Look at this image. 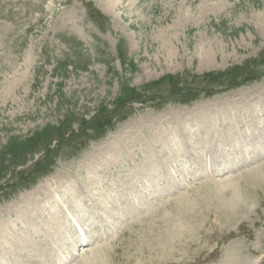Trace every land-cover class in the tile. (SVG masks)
<instances>
[{
    "label": "rangeland",
    "instance_id": "1",
    "mask_svg": "<svg viewBox=\"0 0 264 264\" xmlns=\"http://www.w3.org/2000/svg\"><path fill=\"white\" fill-rule=\"evenodd\" d=\"M116 1L0 0L7 264H264V0Z\"/></svg>",
    "mask_w": 264,
    "mask_h": 264
},
{
    "label": "bare ground",
    "instance_id": "2",
    "mask_svg": "<svg viewBox=\"0 0 264 264\" xmlns=\"http://www.w3.org/2000/svg\"><path fill=\"white\" fill-rule=\"evenodd\" d=\"M116 4H118L117 3V1L116 0H104V7H105V9L107 10V9H109V7H114V6H116ZM129 5H131V4H129ZM108 11V10H107ZM107 11H105V12H107ZM108 13V12H107ZM205 121V120H204ZM203 123H205V122H203ZM190 126V125H189ZM183 127V126H182ZM185 128V127H184ZM195 129V128H194ZM261 129V128H260ZM186 130H188V129H186ZM192 131V130H191ZM167 132V131H166ZM171 132V131H170ZM177 135V134H176ZM167 137V136H166ZM175 137V136H174ZM261 141V140H260ZM175 144H177L178 145V143H175ZM166 146V145H165ZM144 147V146H143ZM163 147V146H162ZM164 148V147H163ZM166 149V148H165ZM161 150V149H160ZM163 150V149H162ZM160 152V151H159ZM172 153L174 154V152L172 151ZM119 155V154H118ZM166 156H168V155H166ZM143 168V167H142ZM48 188V187H47ZM137 189V188H136ZM52 190V189H51ZM148 191V190H147ZM121 192V191H120ZM43 193H45V192H43ZM116 193V192H115ZM123 193V192H122ZM122 193H118V194H116V196H118L119 194V197L121 196H124L125 197V199H126V201H127V199H129L128 198V194H126V193H124V194H122ZM133 193V192H132ZM30 194H32V196L30 197V198H34V201L32 200V203L34 202V204H31V205H29V207L30 208H33V207H31V206H33V205H36V209L39 207V206H41V201L39 202V196H38V188H36L35 190H33V191H31L30 192ZM47 194V193H46ZM25 196V195H24ZM50 196V195H49ZM57 196V195H56ZM63 198V197H62ZM111 199V198H110ZM50 200V199H49ZM123 200V199H122ZM53 201V200H52ZM74 201H76V199L74 200ZM27 203H28V201H26ZM51 202V201H50ZM65 202V201H64ZM93 202V201H92ZM58 203V202H57ZM62 204V203H61ZM42 205L45 207V209L46 208H49L50 206L49 205H46V203L45 202H43L42 203ZM76 205V204H75ZM78 205V204H77ZM80 205V204H79ZM16 206V205H15ZM52 206V205H51ZM12 207V206H11ZM54 207V206H53ZM74 207V206H73ZM18 208V207H17ZM30 208H27V206H26V204L23 206V209H25V211H27V212H24V213H22V214H20V216H21V220H23L22 221V223H23V225H18V220H17V218H16V220H14V219H10V220H5V221H2V220H0V240L2 239L3 240V244L1 243L0 244V249H1V247H2V249L1 250H5L4 251V253H2V252H0V259L2 260V262H4V264H7L8 263V256L6 255V253H9L10 255H12V254H16V253H18V252H24V249H26V248H24V247H19L18 248V246H19V241H21L22 242V244L24 245L27 241H25V240H27L29 237L30 238H32L31 236L32 235H30L31 233V230L33 229V227L32 228H29L30 226H29V223L30 222H33L34 220H36L38 217H39V213L38 212H36V211H34V210H31ZM60 208V207H59ZM84 208V207H83ZM104 208V207H103ZM54 209V208H53ZM73 209V208H72ZM18 210V209H17ZM22 210V209H21ZM78 210H79V208H78ZM29 211V212H28ZM82 211V210H81ZM21 211H19L18 210V214L20 213ZM23 212V211H22ZM44 212V211H43ZM47 212V215L48 216H45V218H46V220L47 219H49V218H53V217H55L53 214H55L54 212L55 211H49V210H47L46 211ZM79 212V211H78ZM58 213H61V215H57V216H59V218L60 217H62V218H66V217H70L69 219V221L71 222V221H74V225H70L71 227H70V229L68 228V227H66V225H65V223H64V221L62 222L61 221V223H62V225L60 226V227H63L66 231H68V230H71V232L73 233L72 235L73 236H75L76 238L78 237V235H79V233L82 235V229H83V226L85 225V222L83 221V220H79L78 218H76L75 216H74V214L71 212V211H68V208H67V210H64V209H62V210H60ZM81 213V212H80ZM83 213H81V215H82ZM88 214V213H87ZM85 215V214H84ZM19 216V215H18ZM88 219V218H87ZM94 221V220H93ZM69 222V223H70ZM28 223V224H27ZM35 223V222H34ZM33 223V224H34ZM60 223V224H61ZM73 223V222H72ZM32 224V223H31ZM33 224H32V226H33ZM47 224V223H46ZM28 225V226H27ZM36 225V224H35ZM38 225V224H37ZM52 225V224H51ZM46 226V225H45ZM39 227V226H38ZM37 227V228H38ZM72 227H75V229H73ZM36 231V230H35ZM61 232V231H60ZM63 232V231H62ZM64 233V232H63ZM71 235V236H72ZM62 236H64V235H62ZM66 236V235H65ZM73 236H72V238H73ZM74 237V238H75ZM29 238V239H30ZM72 238H69L70 239V241H72ZM73 238V239H74ZM80 238H81V236H80ZM64 239L65 240H67L68 238H66V237H64ZM84 238H81V240L79 241V242H81L82 240H83ZM56 240V239H55ZM18 242L16 245H17V247L15 248V247H13L12 245H13V242ZM68 241V240H67ZM74 241V240H73ZM30 242V240L27 242V246H28V243ZM33 243V242H32ZM35 243V242H34ZM22 244L20 245V246H22ZM15 245V246H16ZM79 245V244H78ZM36 246V245H35ZM31 247V246H30ZM18 250V251H17ZM52 250V249H51ZM26 251V250H25ZM28 251V250H27ZM31 251V250H30ZM35 252V251H34ZM50 252V251H49ZM28 254V253H27ZM50 254V253H49ZM20 255V254H19ZM7 256V257H6ZM24 256V255H23ZM29 256V255H28ZM20 257V256H19ZM12 259H14L15 260V257H13ZM20 260H23V259H20ZM19 259H17V260H15L16 262H12L11 264H21V261H20ZM10 264V263H9Z\"/></svg>",
    "mask_w": 264,
    "mask_h": 264
}]
</instances>
